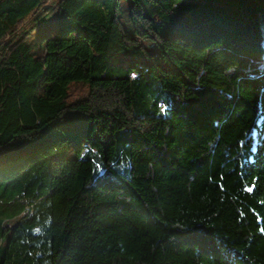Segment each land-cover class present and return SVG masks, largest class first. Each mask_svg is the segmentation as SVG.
<instances>
[{
  "label": "trees",
  "instance_id": "16d2710c",
  "mask_svg": "<svg viewBox=\"0 0 264 264\" xmlns=\"http://www.w3.org/2000/svg\"><path fill=\"white\" fill-rule=\"evenodd\" d=\"M50 1L0 0V264H264V0H55L34 57Z\"/></svg>",
  "mask_w": 264,
  "mask_h": 264
},
{
  "label": "rangeland",
  "instance_id": "374dc122",
  "mask_svg": "<svg viewBox=\"0 0 264 264\" xmlns=\"http://www.w3.org/2000/svg\"><path fill=\"white\" fill-rule=\"evenodd\" d=\"M54 5L55 0H51L48 4H46L39 10L38 14H40V16H45L46 14L50 13L49 17H46L45 19H42L35 24L28 22V24L25 25L26 28L34 27L32 32H35V34L27 41V44L30 47L34 57L37 56L38 49L42 45V38L50 35H56L57 28L55 14L52 12ZM129 5L130 3L127 1L122 2V8L119 12L120 20L128 31H130L129 26L131 25L132 21L129 17V11L125 10L124 7H129Z\"/></svg>",
  "mask_w": 264,
  "mask_h": 264
}]
</instances>
